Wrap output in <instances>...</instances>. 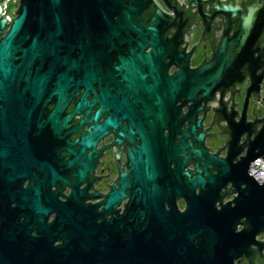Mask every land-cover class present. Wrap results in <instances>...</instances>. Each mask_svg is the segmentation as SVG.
<instances>
[{
	"label": "water",
	"instance_id": "obj_1",
	"mask_svg": "<svg viewBox=\"0 0 264 264\" xmlns=\"http://www.w3.org/2000/svg\"><path fill=\"white\" fill-rule=\"evenodd\" d=\"M159 1L170 14L153 0H15L13 19L0 15V264H233L239 256L263 262L264 243L252 236L264 229V183L247 176L246 167L264 158V107L250 122L243 112L249 93L258 100L264 75V0H186V7ZM197 23V42L206 39L210 52L191 69L187 56L197 42L183 53L181 33ZM214 24L222 28L213 44ZM169 64L177 70L166 75ZM244 75L236 116L231 95ZM214 92L217 107H210L205 130L214 123L227 136L207 154L202 137L214 133L204 135L199 124ZM108 132L112 142L94 150ZM111 145L118 177L105 195L85 193L101 177L91 176L100 150ZM223 147L226 155L215 159ZM188 163L192 169L182 171ZM63 186L70 188L65 196ZM91 196L103 198L83 204ZM177 197L185 203L178 213ZM236 224L241 229L234 232Z\"/></svg>",
	"mask_w": 264,
	"mask_h": 264
},
{
	"label": "flooded vegetation",
	"instance_id": "obj_2",
	"mask_svg": "<svg viewBox=\"0 0 264 264\" xmlns=\"http://www.w3.org/2000/svg\"><path fill=\"white\" fill-rule=\"evenodd\" d=\"M157 1H158V3H156L155 6L157 8H159L161 11H163L164 13H167V15L170 14L171 11L170 10H167V8L164 7L160 3L159 0H157ZM175 1H176V5L177 6L180 5V3H178L179 0H175ZM185 1L186 0H182L181 1V4L186 7ZM207 8H208V5H205V8L204 9H207ZM7 9L8 8L5 7V9H3V11L1 10V14L0 15H2V17L5 16L8 19L7 20V22H8L9 20L13 19L14 14H12L13 11L9 10V12H8ZM194 9H195V7H193L191 9V11H194ZM145 15H146V12H143L142 13V16H145ZM215 21H219V18L217 16H214L213 17L212 22L215 23ZM214 25L216 27L219 26L218 24H214ZM188 27H189V29L187 30L186 35L184 33H181L182 41L185 42V45H184L185 48H184V52L183 53H186L189 49H191V45L192 44L189 43L190 42V37L189 36H190V33H191L193 27H199V29H201V30L203 28V26L201 24H199V23H197V24H190ZM6 28H7V23L5 24L4 29L1 31V34H3L4 30H6ZM221 28H222V25L219 26L218 29L212 30V36H213V38H216L217 35H219V33L221 31ZM201 36L205 38L204 34H202ZM165 37H168L169 38L168 33L165 34ZM216 41H218V38H216L215 41H213V44ZM183 42H181L180 44H178L179 48L183 46ZM193 47L194 48L191 50V53H189L188 56H187L188 61L186 63L187 68H191V69L193 67L197 66L202 61V59H203L202 53H203V55L205 57V61L208 60V58H209L208 57V54L210 52V48H209V46L207 44V40L206 39L201 40V42L200 41L197 42L196 45H194ZM198 48L200 49V51H197ZM147 51H148V49L147 48H144L143 52H147ZM255 56H256V54L254 53V57ZM167 61H168V59L163 60V62H167ZM165 69H166V75H171V73H173V71H176L177 70V68H175L172 64L171 65L169 64ZM258 70L259 69H256L254 71V73L256 74L258 72ZM244 76L245 77H244L243 85H241V89L239 91H237V92H234V94L232 93V95H231V97L233 98L232 103H234V107L233 106L232 107H233L234 111L237 110L236 116H238L239 115V112H241V108L242 107L240 105H241V102H243V98H244L243 95H244V92H245V88L247 87V84H248V80H246L247 79V75H244ZM261 83L264 85V75L262 76L261 80H259V82H258L257 85L260 86ZM234 89H238V86L237 85H234ZM79 91H81V88H79ZM228 92H229V90H226L222 95L228 94ZM240 93H241V96H243V97H242V101L240 102V104L238 106V103L236 101L235 96L238 95V94H240ZM213 96H214V94H213ZM247 96H248L247 97V101H249L250 97H254L250 93ZM87 99H90V98L87 97ZM221 100L223 101L222 98H221ZM247 101H246V104H245L246 110H245V112H243V115L245 117V122L246 121H249L250 122V121L253 120V118L249 117V115L246 114V111H247V108H248ZM210 102H211V100L206 101L203 106H207ZM229 102H230V100H228L225 103L226 111H229V108H228ZM190 103H191V101H186V104L185 105L190 104ZM177 104H179V102H175L173 105H177ZM198 105L201 106L202 103L200 102ZM93 106L95 107V106H97V104H94ZM216 107H217V103H216V106L214 108H216ZM207 108H208V110H205L204 111L205 113L201 117V121H200V124H199L200 125V129H204V130L208 126V124L210 123V121H211V115L213 114V111L211 110V108H209V106ZM179 110H180L181 114L184 115V113L186 112L187 109H185V106L184 105L183 106L180 105ZM90 112H91V109L89 110V113ZM201 114H202V111L199 110L195 114L194 118L195 119L199 118ZM76 117H77L76 114H72V118H76ZM101 118L96 119V122H99V121L101 122ZM232 118H233V120L235 122L237 121V117H234L233 116ZM182 123L184 125L183 126V128H184L185 125H186V120H184V122H182ZM122 124H124L123 121L121 122V125ZM224 124H225L224 121H218V123H217V125H220V126H223ZM255 127H256V129L258 128L257 126H255ZM178 128L182 132L184 131L183 129H181L182 126H179ZM84 130H86V125L85 124H83V130L82 131H84ZM161 131H163V134L167 132V131H165V129H161ZM217 132H220V129H218L214 125V123H212V125H209V128H207L205 130V132H203L204 135L205 134H208V133H212V134L214 133L213 136H211V135H205V136L202 137V147H204V149H206V153L207 154H214V153H216V150H217L216 148L221 147L224 144V140H226V136L227 135H225L224 133L221 134V133H217ZM243 136H244V134H241L238 137L239 138L238 143H241L242 142V139H244ZM251 136H252L251 134L248 136L249 139L252 138ZM112 138H113V136H112V134L110 132L106 133L105 135L102 136V138H99L98 140H96L94 142V150H98L101 145H106V144L112 142ZM185 141L186 142H189L188 138H185ZM121 148H122V144H119L118 145V149H121ZM112 149H115V146L114 145L113 146L111 145V146H109L107 148H104L103 150H100V154L101 155L97 156L96 161L93 164V169H92L91 176H93V177L94 176L95 177L101 176V177L95 179L93 182H90V187H92L93 190L91 188H88L85 193H91L94 190H96L95 191L96 193L105 195L106 191H108V186L112 183V181L115 180V178L118 177V175L116 174V167L113 164V162L111 161L112 155H113L112 154ZM244 150H245V148H243L241 150V152L238 153L237 155L238 156L242 155L244 153ZM119 154L120 155H119V158L117 159V161H118V164H121L122 165L121 172H123V174H124L126 168H125V166H123L122 163H124L125 154H122V151H120ZM224 155H226V149H225V147H223L221 151H218V154L215 155V159H217V157L223 158ZM192 166H193L192 163H188V164H186V167H182L181 170L182 171H184L185 169L191 170L192 169ZM171 167H172V164L170 163L169 164V168H171ZM246 169H247V167H246ZM246 173H247V171H246ZM212 174H215V170H212ZM104 175H107V176H104ZM190 177L191 178L194 177V174H191ZM250 177H252V176H250ZM26 182H27V179H24L22 181V183L20 185V188L21 189L24 187V185L26 184ZM229 185H230V182H228V183L226 182V184H224L223 187L228 189ZM83 186H84V182L83 183L81 182L76 187L78 189H80ZM116 187H117V185L115 183L114 190H115ZM239 187H242V186L240 185ZM62 188H63V191L61 190L62 196H65V195H67V193L70 192V188H68L66 186H63ZM48 189L49 190H52V191L54 190V188L51 187V185H49ZM219 191H223L221 187H219ZM193 192H194V195H197V192H196V188L195 187L193 188ZM235 195H236V191H233V192H230L229 194L223 195L220 198L221 204H224V202H226V201L229 202L230 199L232 197H234ZM62 196L56 195L55 197H56V199L64 202L65 198L62 197ZM102 198H103V196H95V197L91 196V197L85 198L84 201H83V204L86 203V202H88L89 204H92V203L94 204L96 201H100ZM127 198L128 197L126 196V197H123L120 200H118V202L116 203V205L114 207L115 210L117 208H119L118 211H116V214H120V212L123 209L122 204H124L126 202ZM173 203L175 205V208H176L175 210H176L177 213L178 212H181L185 208V203L182 200V197H177V199H174L173 200ZM12 205H13V202L9 204V206H12ZM216 205H217V202H214V206H215L214 208L215 209L218 208V206H216ZM232 205H233V203L230 202L228 207H230ZM100 208H101V204L97 205L96 211H98ZM163 209L164 210L167 209L165 203H163ZM53 215H54L53 211L51 213H49V214L46 215V217H45L46 223H48V222H50L52 220ZM104 217L105 218H109L108 215H106ZM241 220H242V218H241ZM241 220L238 219V221H240V222H241ZM262 227L264 228V225H262ZM240 229H241V225L239 226V224H236L234 226L233 231L234 232H237L238 230L240 231ZM263 235H264V229H263L262 232H259V233L255 234V235H253L252 236V239L253 240H256V241H261V242L264 243V236ZM58 243H60V242L58 240H55V242L53 241L51 245L53 246V245L58 244ZM248 247L252 249V248H254V245L253 244L252 245L249 244ZM259 251H260L261 255L264 256V249H261L260 248ZM252 261L254 262V264H264V260L262 262L261 261V258H258V257H254ZM231 262H233V264H247L246 259L243 256L242 257L239 256V257L233 258Z\"/></svg>",
	"mask_w": 264,
	"mask_h": 264
},
{
	"label": "built area",
	"instance_id": "obj_3",
	"mask_svg": "<svg viewBox=\"0 0 264 264\" xmlns=\"http://www.w3.org/2000/svg\"><path fill=\"white\" fill-rule=\"evenodd\" d=\"M179 1H178V3H179ZM4 2H5V0H2L3 9H5ZM156 3H158V1L157 0H153V4L156 5ZM256 95L258 96V100H256L253 97L254 101H252L251 106L253 108L257 109L258 111H256L255 115L250 113L249 117H251V118H254L253 116H255V118H258L259 116H257V113L259 111H261V112L263 111L264 99H261V97H264V85L263 84H260V86L258 87ZM221 97H222L223 102H224V101H226L228 99V94H224ZM213 98H214V100L212 99L211 102L208 104L209 108L210 107L214 108L216 106V103H217V100H218L217 92L214 93ZM247 175L248 176L249 175L252 176V178L255 179L258 182V184L259 183H264V158H261V157L258 156V158L255 157V159H253L250 163H248Z\"/></svg>",
	"mask_w": 264,
	"mask_h": 264
},
{
	"label": "rangeland",
	"instance_id": "obj_4",
	"mask_svg": "<svg viewBox=\"0 0 264 264\" xmlns=\"http://www.w3.org/2000/svg\"><path fill=\"white\" fill-rule=\"evenodd\" d=\"M4 4H5V7L8 8L7 9L8 12H9V10L13 11L16 8L15 0H13V1L5 0ZM200 31H201V29H199V27H193V29L190 33V36H189L190 37V42H189L190 44H194L195 42L198 41ZM197 51H200V49L198 48ZM242 97L243 96H241V93L235 96L236 101L238 103V106H239L240 102L242 101ZM252 101H254L253 97H250L249 101H247V106H248L247 111H246L247 115H249L250 113L256 114V111H258L257 109H255L251 106ZM261 115H262V112L259 111L257 113V116L261 117Z\"/></svg>",
	"mask_w": 264,
	"mask_h": 264
}]
</instances>
